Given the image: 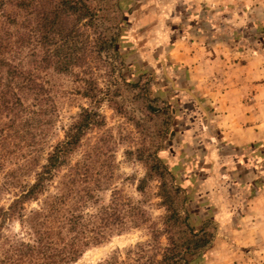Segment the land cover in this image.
<instances>
[{
	"label": "rangeland",
	"instance_id": "rangeland-1",
	"mask_svg": "<svg viewBox=\"0 0 264 264\" xmlns=\"http://www.w3.org/2000/svg\"><path fill=\"white\" fill-rule=\"evenodd\" d=\"M116 1L108 5L113 10ZM120 4L125 22L121 20L116 50L125 56L122 77L139 86L119 77L113 50L104 53L107 63L92 62L101 97L107 88L113 93L111 100L103 98L98 105L82 95L79 68L70 74L42 73L54 111L43 134L36 137L34 149H42L39 162L83 107L97 109L104 124L83 140L107 143L96 167L101 170L102 163V171L113 175L112 186L143 201L151 219L161 226L164 209L154 195L157 182L149 183L143 195L135 188L145 173L135 149L159 141L155 132L164 128L160 156L180 183V199L189 198L180 207L190 212L196 228L208 221L213 232L202 263L238 264L248 257L245 244L250 242L237 240L235 232L251 216L259 224L264 217V0H121ZM20 153L17 138L0 149V205L13 197L12 185L33 179L17 176ZM5 182L10 190L3 188ZM98 195L107 202L110 190ZM249 204L255 207L250 209ZM7 226L15 232L20 229L17 222ZM149 226L90 246L73 264L96 263L116 251L122 259L128 247L149 238ZM160 241L166 243L164 235Z\"/></svg>",
	"mask_w": 264,
	"mask_h": 264
},
{
	"label": "trees",
	"instance_id": "trees-1",
	"mask_svg": "<svg viewBox=\"0 0 264 264\" xmlns=\"http://www.w3.org/2000/svg\"><path fill=\"white\" fill-rule=\"evenodd\" d=\"M111 1L0 0V147L5 150L8 140L17 138L23 157L17 176L33 177L12 185L13 197L0 205V264H73L90 246L147 223L149 238L128 247L124 258L116 251L90 264H203L207 258L213 232L208 221L196 228L190 212L180 207L189 198L180 199V183L176 184L160 156L164 128L155 132L159 141L135 149L145 166L135 188L143 195L149 183L157 182L154 195L164 209L161 226L151 219L143 201H134L112 186L113 175L102 171V163L101 170L96 167L107 143L83 140L104 124L97 109L83 107L42 162L41 147L34 149L36 137L43 134L42 127L54 111L42 73L70 74L79 68L76 76L83 81L82 95L98 105L103 98L111 100L113 93L107 88L101 97L92 62L107 63L104 53L113 50L119 77L139 86L122 77L125 56L116 46L125 13L120 12L121 0L114 10L108 6ZM80 150V157L72 159ZM9 186L5 182L3 188ZM104 190H110L107 202L98 195ZM13 222L20 227L18 232L8 228ZM163 235L165 244L160 241Z\"/></svg>",
	"mask_w": 264,
	"mask_h": 264
},
{
	"label": "crops",
	"instance_id": "crops-1",
	"mask_svg": "<svg viewBox=\"0 0 264 264\" xmlns=\"http://www.w3.org/2000/svg\"><path fill=\"white\" fill-rule=\"evenodd\" d=\"M231 142L237 144L242 143V141L232 139ZM249 205L250 209L255 207V204ZM262 220L263 223L259 224L258 219L254 221V216H251L250 219L243 221L244 226L242 230L235 232L237 240H242V242L245 243H247V240L250 242L245 244V246L250 249V251L245 254L248 257L243 258L238 264H264V217ZM252 256L254 257L253 259L250 258Z\"/></svg>",
	"mask_w": 264,
	"mask_h": 264
},
{
	"label": "water",
	"instance_id": "water-1",
	"mask_svg": "<svg viewBox=\"0 0 264 264\" xmlns=\"http://www.w3.org/2000/svg\"><path fill=\"white\" fill-rule=\"evenodd\" d=\"M185 90L189 91V89L185 88Z\"/></svg>",
	"mask_w": 264,
	"mask_h": 264
}]
</instances>
